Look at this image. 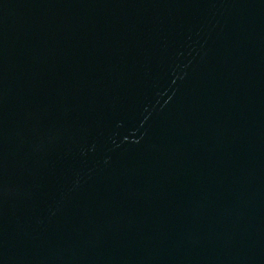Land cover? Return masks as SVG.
<instances>
[{
    "label": "water",
    "instance_id": "1",
    "mask_svg": "<svg viewBox=\"0 0 264 264\" xmlns=\"http://www.w3.org/2000/svg\"><path fill=\"white\" fill-rule=\"evenodd\" d=\"M0 264H264V0H0Z\"/></svg>",
    "mask_w": 264,
    "mask_h": 264
}]
</instances>
